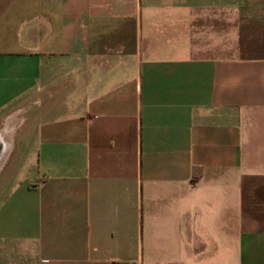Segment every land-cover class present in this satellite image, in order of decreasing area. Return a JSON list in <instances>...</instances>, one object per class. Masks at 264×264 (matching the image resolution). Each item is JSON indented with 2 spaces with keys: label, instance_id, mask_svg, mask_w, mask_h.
<instances>
[{
  "label": "crops",
  "instance_id": "obj_1",
  "mask_svg": "<svg viewBox=\"0 0 264 264\" xmlns=\"http://www.w3.org/2000/svg\"><path fill=\"white\" fill-rule=\"evenodd\" d=\"M7 128L0 264H264V0H0Z\"/></svg>",
  "mask_w": 264,
  "mask_h": 264
},
{
  "label": "bare ground",
  "instance_id": "obj_2",
  "mask_svg": "<svg viewBox=\"0 0 264 264\" xmlns=\"http://www.w3.org/2000/svg\"><path fill=\"white\" fill-rule=\"evenodd\" d=\"M9 130L10 128L8 129H5L2 134L0 135V142L2 143L3 147H4V151L3 153L1 154L0 156V162L2 161V159L4 158L5 156V152L6 150L8 149V146L10 145V138H9Z\"/></svg>",
  "mask_w": 264,
  "mask_h": 264
},
{
  "label": "water",
  "instance_id": "obj_3",
  "mask_svg": "<svg viewBox=\"0 0 264 264\" xmlns=\"http://www.w3.org/2000/svg\"><path fill=\"white\" fill-rule=\"evenodd\" d=\"M3 149H4V147H3L2 143L0 142V156H1L2 152H3Z\"/></svg>",
  "mask_w": 264,
  "mask_h": 264
},
{
  "label": "built area",
  "instance_id": "obj_4",
  "mask_svg": "<svg viewBox=\"0 0 264 264\" xmlns=\"http://www.w3.org/2000/svg\"><path fill=\"white\" fill-rule=\"evenodd\" d=\"M113 264H116V263H113Z\"/></svg>",
  "mask_w": 264,
  "mask_h": 264
}]
</instances>
